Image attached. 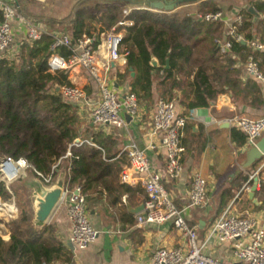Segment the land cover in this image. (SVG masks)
Masks as SVG:
<instances>
[{
  "label": "trees",
  "instance_id": "16d2710c",
  "mask_svg": "<svg viewBox=\"0 0 264 264\" xmlns=\"http://www.w3.org/2000/svg\"><path fill=\"white\" fill-rule=\"evenodd\" d=\"M88 1L80 0L68 21L73 41L82 34L94 37L121 20L131 21V25L116 28L125 30L119 49L122 48L127 64L125 72L118 76L135 73L131 91L137 97L139 87L147 94L150 91L152 56L162 67L168 61V69L161 74L163 86L167 87L170 82L171 89L192 92V100L187 104L190 109L206 106L208 99L225 92L224 86L239 98L245 90L248 93V86L255 89L256 94L259 92L255 80L251 85L250 80L246 81L245 87L240 88L242 72L235 64L238 60L243 63L249 54H253L264 74V51L250 50L237 41L236 36L242 35L245 40L264 36V19L258 23L261 28L251 22L255 14L264 15V0H247L252 9H238L243 22L234 33L227 31L224 38L222 20L207 22L199 18L207 12L223 10L214 0L201 1L194 14L133 8L126 15L119 3L104 7L95 3L96 12H92L85 5ZM95 38L96 44L97 36ZM52 41V35L44 33L39 40L25 39L12 58L0 57V160L6 156L24 158L34 167L33 176L43 180L49 176L54 178L57 172L53 166L64 159V188L71 190L80 185L87 209L89 204H97L98 196L104 192L107 202L115 204L121 194L128 191V186L119 181L123 167L108 153L104 140L96 134L88 137L79 134L76 107L66 102L56 89V86L71 84L67 72L48 71ZM224 41L230 42L228 51L223 50ZM57 51L64 56L69 53L65 47ZM175 75L179 76L178 80L174 79ZM255 100L262 103L257 95ZM231 134L237 144H245L246 136L241 130L233 128ZM83 139L94 145L81 143ZM67 152L69 155L64 157ZM10 197L11 193L0 182V199ZM71 258L70 251L56 239L52 226L36 227L25 207L10 225L8 239L0 235V264H53L59 261L69 264Z\"/></svg>",
  "mask_w": 264,
  "mask_h": 264
},
{
  "label": "crops",
  "instance_id": "0c3cea01",
  "mask_svg": "<svg viewBox=\"0 0 264 264\" xmlns=\"http://www.w3.org/2000/svg\"><path fill=\"white\" fill-rule=\"evenodd\" d=\"M13 1L18 9L19 16L22 18H17L13 22L15 28L14 44L7 53L11 54L19 50V42L25 37V21L35 23L39 27L44 28L47 33L49 31L52 33L60 31L57 23L62 17L59 16L57 17L58 19L49 18L48 5L52 0ZM79 1L71 0V8L75 6V3L78 4ZM214 1L222 7L224 13L222 19L223 38L226 37V32L233 21L235 12L242 8L252 9L247 0H243L244 2L239 4L238 7L233 3L224 6L222 5L223 0ZM110 2L113 4L119 3L126 11H130L133 8H146L147 6L143 2H141L143 4H136V0H110ZM200 2L194 1L184 6L178 4L173 11H185L194 14L198 12ZM69 11L73 13V8ZM71 18L72 16L66 19L69 21ZM261 19H264L263 14H255L251 18V22L256 26ZM258 25L261 28V25ZM116 31L123 37L125 36L123 28L116 29ZM99 34L95 36L98 38ZM121 49H119V57L113 62L110 72V76L113 79V87L120 96L131 90L132 78L135 76L134 72L129 76H118L119 74H123L127 67L126 59ZM235 66L240 68L242 72L240 76V88L245 87L244 83L248 80H250L249 85H251L254 79L245 73L242 62L238 60ZM150 67L152 68V82L149 93L147 94L140 87L138 88L137 98L140 107V117H130L127 120L126 114L123 113L125 124L121 127L93 125L89 117L91 107H76L75 111L79 118V134L84 137L96 134L97 138L104 140L108 153L114 155L113 160L119 161L123 169L128 166L129 162L127 156L121 152L122 148L133 142L140 149H145L152 167L156 171L161 172V174H164L165 150L161 147L155 149H147L146 147L151 140L159 142V136L156 139H152L149 136L157 99L159 97H172L175 102L176 113L187 117L182 137L185 153L182 158L183 171L181 175L176 179L165 177L164 185L175 205L182 210L187 223L196 226L197 242L204 244L203 252L226 262H232L233 255L230 245L228 243H219L212 238L207 239L208 229L214 219L229 204H232L235 214L240 216H255L264 224L263 178L257 184L253 197L250 198L248 195L252 186V183H249V178L258 167L264 164V159L257 167H243L246 159V150L249 146L246 142L243 145L237 144L231 134L233 128L240 131L234 122L237 117L259 118L264 116V91L262 85L255 80L254 82L257 83L259 92L256 94L255 89L248 86V93L245 90L242 93L243 97L241 96L240 98L236 97L228 86H224L225 92L219 94L214 99H208L206 106L190 109L187 104L192 100V92H189L188 89H171L169 88L170 82L167 83V87L163 86L160 82L162 80L161 74L166 70L165 66L162 67L159 64L158 67H152L150 64ZM65 71L71 83L82 86L89 100L91 102L96 101L95 86L84 70L73 67ZM156 71H158V74H156ZM174 79L178 80L179 76L175 75ZM163 88L166 89L164 90ZM256 95L260 97L262 103H258L255 100ZM55 165L57 175L53 178L51 185L44 184L43 180L35 176H33V181L30 182L33 187L31 208H29L32 222L36 203V196L34 194L36 184L42 183L44 186L49 187L59 177H65L66 161L62 159ZM195 170L207 181L210 201L208 205L202 208L187 206L190 176ZM120 183L128 186V191L121 194V198L117 203L111 204L107 202L105 199L106 193L104 192L98 196L97 204H89L88 214L90 221L98 231V235L95 241L84 250H72L68 246L70 243L71 223L66 211L67 194L64 195L51 214L46 224L52 226L56 239L70 251L72 258L69 264H149L151 263L153 251L158 247H178L184 245L183 237L173 228L171 221L138 224L136 216L142 211L141 207L145 199V191L140 183L128 184L121 181ZM124 196L125 199H123ZM8 237L9 235L4 239H8ZM53 264L67 263L59 261Z\"/></svg>",
  "mask_w": 264,
  "mask_h": 264
},
{
  "label": "built area",
  "instance_id": "2783aa9c",
  "mask_svg": "<svg viewBox=\"0 0 264 264\" xmlns=\"http://www.w3.org/2000/svg\"><path fill=\"white\" fill-rule=\"evenodd\" d=\"M15 6V7H14ZM0 57L12 58L16 51L7 53L14 44L15 28L13 22L19 16L13 0H0ZM129 11H124L126 15ZM222 11L207 12L199 15L200 19L207 22L222 20ZM23 20V19H21ZM243 22L242 15L235 12L233 21L227 33L234 30ZM129 20H121L108 31L100 32L98 42L95 44V36L82 34L73 41L67 30L51 32L53 41L50 45L48 58V71L54 73L60 70L78 67L86 72L88 78L95 86L97 99L90 101L85 89L76 84H63L59 86L62 98L75 107L90 106V121L93 125H109L121 127L125 124L123 113L130 117H140L138 98L131 90L120 96L113 87V79L110 76L112 64L119 57V46L123 36L116 31L117 26L131 25ZM25 37L19 42V47L26 39L28 41L39 40L42 34L47 33L44 28L33 22L25 21ZM237 41L244 43L252 51H264V36H254L245 40L242 35L236 36ZM65 47L69 53L67 56L60 54L57 49ZM224 51L230 48V42L222 43ZM245 73L262 85L264 91V74L259 69L258 61L253 54H249L242 63ZM187 117L176 113L173 99L159 97L155 103L149 136L159 142L151 140L147 149L161 147L165 150L164 174L156 171L149 160L145 149H140L131 142L122 148L128 158V166L120 173V181L128 184L140 183L145 191V199L142 203V211L136 216L138 224L162 223L171 221L173 228L183 237L184 245L178 247H158L153 251L149 264H264V224L255 216H240L235 214L232 204H229L222 213L214 219L208 229L207 239H215L219 243H228L232 250L233 261L226 262L212 257L203 252L204 244L197 242L196 226L189 225L171 198L164 185V178L176 179L182 171V158L185 147L182 144L183 130ZM235 125L246 136L248 146L255 145L256 141L264 133V116L259 118L237 117ZM94 145L88 139H83ZM70 152L64 156L69 155ZM60 161V160H59ZM58 161V162H59ZM262 164L260 167H263ZM56 165L53 166L55 168ZM35 170L31 163L24 158L6 156L0 160V182L11 193L10 199L2 202L10 219L17 217L13 193L10 189L13 182L25 175V170ZM256 174L253 173L249 180ZM44 184L51 185L52 177L43 178ZM67 194V217L71 223L69 242L73 249L84 250L93 243L98 231L88 220V209L85 194L80 185L71 190H63V196ZM125 199V196L123 197ZM210 201L207 181L198 172L193 171L190 176V188L188 191L189 207L202 208ZM6 203L12 204V209H7Z\"/></svg>",
  "mask_w": 264,
  "mask_h": 264
},
{
  "label": "water",
  "instance_id": "95a60500",
  "mask_svg": "<svg viewBox=\"0 0 264 264\" xmlns=\"http://www.w3.org/2000/svg\"><path fill=\"white\" fill-rule=\"evenodd\" d=\"M183 1H203V0H141L146 4V8L149 10L157 11H169L173 10L178 3ZM152 67H158V61L156 58L152 57L150 60ZM168 61L165 64V69H168ZM129 70H132L130 67ZM133 74V72H132ZM56 89L59 91V86H56ZM130 116L126 115V119L129 120ZM264 159V133L256 141L255 145H251L246 150V159L243 163V167H257L260 162ZM261 178L264 179V166L258 167L256 174L252 177V186L248 193L249 197L252 198L257 184L260 182ZM63 190H64V177L61 176L52 186H44L42 183H37L34 187L35 198V212L33 217V223L36 226H43L46 224L57 207V205L63 199ZM68 198V197H67ZM142 209V207H141ZM70 249L73 250V245L68 244Z\"/></svg>",
  "mask_w": 264,
  "mask_h": 264
},
{
  "label": "rangeland",
  "instance_id": "374dc122",
  "mask_svg": "<svg viewBox=\"0 0 264 264\" xmlns=\"http://www.w3.org/2000/svg\"><path fill=\"white\" fill-rule=\"evenodd\" d=\"M242 2H244V1L243 0H223L222 5L227 6V5L233 3L235 6L238 7L239 4H241ZM71 3H72L71 0H52L51 2H49V5H48L49 18L58 19L57 17H59V16L62 17L59 20V22L57 23L60 30H68V32H70L69 31L70 25H69L68 20L66 18L71 17L74 13V9L77 7V3H75V6L72 7L73 8V13H72V11H69V10H72ZM95 3L104 7L111 2H110V0H90L85 5L88 7V9L90 11L93 12V11H95V9H94ZM135 3L136 4H143V3H141V0H136ZM189 3H191V1H183V2H180L178 4L181 6H184V5L189 4ZM128 5H130V4H128ZM137 7H139V6H137ZM182 9H185V8H182ZM17 11H18V9H17ZM154 11H157V10H154ZM67 12H68V15H67ZM23 14H24V11H23ZM25 175L20 177L19 179H17L15 182H13L11 187H10L11 191H13L12 193H13L14 202H15L14 204H15V207L17 208V216L20 214L22 207H25L28 211H29V208H31V194H32V188L33 187L30 184V182L33 181L32 170L26 169ZM8 199H10V198H8ZM8 199H5V200L0 199V200L3 202H6ZM15 219H17V217ZM15 219L11 220L5 210H0V235L3 238H5V237H7V235H9L10 225L12 224V222ZM88 220L90 221L89 214H88Z\"/></svg>",
  "mask_w": 264,
  "mask_h": 264
},
{
  "label": "bare ground",
  "instance_id": "6f19581e",
  "mask_svg": "<svg viewBox=\"0 0 264 264\" xmlns=\"http://www.w3.org/2000/svg\"><path fill=\"white\" fill-rule=\"evenodd\" d=\"M2 206H4V204H2V202H0V210H1V207ZM6 207H7V209H12L13 207H12V204H10V203H6V205H5Z\"/></svg>",
  "mask_w": 264,
  "mask_h": 264
}]
</instances>
